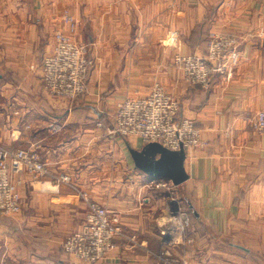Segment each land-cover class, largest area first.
<instances>
[{
    "label": "crops",
    "instance_id": "crops-1",
    "mask_svg": "<svg viewBox=\"0 0 264 264\" xmlns=\"http://www.w3.org/2000/svg\"><path fill=\"white\" fill-rule=\"evenodd\" d=\"M90 47L94 64L78 100L49 95L41 61L57 30ZM177 30L176 46L167 45ZM210 32L237 38L239 60L229 78L211 73L204 87L184 77L177 53L204 56ZM213 65L217 61L212 62ZM161 83L180 116L200 128L203 144L186 152L188 178L168 180L140 171L131 149L136 135L109 133L118 99ZM264 0H0V143L35 150L54 175L70 182L58 192L31 188L22 173L20 211L0 215V264H88L64 254L60 241L85 216L81 194L119 213L129 239L94 264H156L167 209L185 212L191 243L170 247L190 264H264ZM170 181V180H168Z\"/></svg>",
    "mask_w": 264,
    "mask_h": 264
},
{
    "label": "built area",
    "instance_id": "built-area-1",
    "mask_svg": "<svg viewBox=\"0 0 264 264\" xmlns=\"http://www.w3.org/2000/svg\"><path fill=\"white\" fill-rule=\"evenodd\" d=\"M65 19L69 29L55 32L54 48L41 61V83L49 95L73 101L85 94L94 60L89 45L78 42L71 35L76 28L73 18L66 15ZM178 41V31H170L167 45L176 46ZM239 55L236 37L210 32L204 56L177 53L173 62L183 71L186 80L208 87L214 71L226 72L227 78L231 76ZM214 61H217L216 65L212 64ZM179 110L178 100L156 81L147 93L136 91L117 101L108 131L123 137L136 135L144 143L156 142L174 151L181 148L189 151L201 146L200 128L191 119L180 116ZM252 125L258 131L264 130V110L255 115ZM23 172L33 177L32 183L41 191L58 192L63 183L70 182V176L66 174L51 173L35 150L0 145V215H15L20 211L21 196L15 178ZM151 184L167 190L174 187L168 180L152 181ZM81 196L86 204L85 216L77 230L67 235L62 243L66 255L94 264L116 247L118 237L126 236L131 245L137 241L136 235L124 232L117 211L100 204L85 192ZM165 218L166 222H171V227L162 233L156 264H190L187 258L176 257L170 250L173 244L191 243L183 232L185 212L180 208H168Z\"/></svg>",
    "mask_w": 264,
    "mask_h": 264
},
{
    "label": "water",
    "instance_id": "water-1",
    "mask_svg": "<svg viewBox=\"0 0 264 264\" xmlns=\"http://www.w3.org/2000/svg\"><path fill=\"white\" fill-rule=\"evenodd\" d=\"M135 166L142 172L153 177L170 180L179 185L188 178L184 161V148L178 151L170 150L159 143L150 142L139 150H130Z\"/></svg>",
    "mask_w": 264,
    "mask_h": 264
},
{
    "label": "rangeland",
    "instance_id": "rangeland-1",
    "mask_svg": "<svg viewBox=\"0 0 264 264\" xmlns=\"http://www.w3.org/2000/svg\"><path fill=\"white\" fill-rule=\"evenodd\" d=\"M83 96V95H82ZM81 96V97H82ZM81 97H79V98H81ZM79 98H77V99H75V100H78ZM120 99H118V101H119ZM117 103V102H116ZM116 105V104H115ZM114 110H115V107H114ZM114 110H113V112H112V115H113V113H114ZM112 118V117H111ZM0 145L2 146V147H6V146H4L2 143H0ZM24 173V172H23ZM27 174H29V173H27ZM30 175V174H29ZM33 179V178H32ZM15 180H17L18 181V184H17V186H18V191H19V187H20V184L22 183V175H19V176H17L16 178H15ZM32 182V181H31ZM31 188H32V190L33 191H36L37 190V188H36V184L34 183H32L31 184ZM19 193H20V191H19ZM21 207V206H20ZM85 207H86V204H85ZM1 216H13V215H1ZM83 222V221H82ZM81 225V224H80ZM75 230H77V229H75ZM74 230V231H75ZM73 232V231H72ZM70 233H68L67 235H69ZM67 235H65V237L67 236ZM65 237H63L62 238V240L60 241V247H61V249H63L62 248V243H63V241H64V239H65ZM64 252V251H63ZM65 254V253H64ZM66 255V254H65ZM68 256V255H67Z\"/></svg>",
    "mask_w": 264,
    "mask_h": 264
}]
</instances>
